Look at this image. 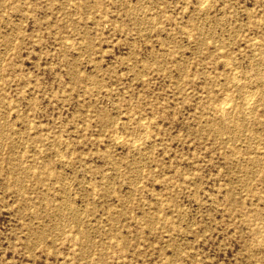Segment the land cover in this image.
Here are the masks:
<instances>
[{
    "label": "rangeland",
    "instance_id": "1",
    "mask_svg": "<svg viewBox=\"0 0 264 264\" xmlns=\"http://www.w3.org/2000/svg\"><path fill=\"white\" fill-rule=\"evenodd\" d=\"M0 264H264V0H0Z\"/></svg>",
    "mask_w": 264,
    "mask_h": 264
},
{
    "label": "bare ground",
    "instance_id": "2",
    "mask_svg": "<svg viewBox=\"0 0 264 264\" xmlns=\"http://www.w3.org/2000/svg\"><path fill=\"white\" fill-rule=\"evenodd\" d=\"M235 75V74H234ZM236 77V76H235ZM234 78V77H233ZM256 91V90H255ZM250 93V92H249ZM251 95V94H250ZM226 99V98H225ZM246 99H248V98H246ZM226 100H230V99H226ZM226 100H225V102H226ZM233 100V99H232ZM251 100H252V98H251ZM225 102H222V103H225ZM231 102V101H230ZM224 105V104H223ZM225 105H227V104H225ZM224 105V106H225ZM221 108V107H220ZM219 108V111H222L221 109ZM222 109H224V107H222Z\"/></svg>",
    "mask_w": 264,
    "mask_h": 264
}]
</instances>
